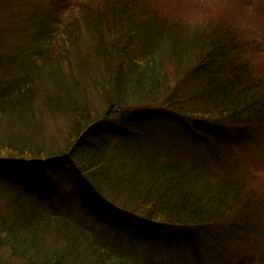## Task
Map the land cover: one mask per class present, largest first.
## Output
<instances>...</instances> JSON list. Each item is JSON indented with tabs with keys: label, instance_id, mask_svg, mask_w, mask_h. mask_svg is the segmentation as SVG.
Wrapping results in <instances>:
<instances>
[{
	"label": "trees",
	"instance_id": "1",
	"mask_svg": "<svg viewBox=\"0 0 264 264\" xmlns=\"http://www.w3.org/2000/svg\"><path fill=\"white\" fill-rule=\"evenodd\" d=\"M145 5L82 0L62 21L59 9L33 7L24 16L0 1L12 18L0 27V264H200L185 253L189 230L214 244L225 233L262 240L264 256V200L247 185L242 158L264 130L258 42H248L233 17L186 23ZM21 36L30 53L38 46L40 69L20 61ZM40 48L52 61L39 60ZM115 110L122 116L112 124L105 118L118 117ZM174 129L219 177L157 160L158 144H180ZM70 165L102 228L64 204L41 203L52 200L42 187ZM10 189L35 201H12ZM102 201L109 217L131 214L142 227H112ZM172 247L181 259H165ZM221 256L213 264H227Z\"/></svg>",
	"mask_w": 264,
	"mask_h": 264
},
{
	"label": "rangeland",
	"instance_id": "2",
	"mask_svg": "<svg viewBox=\"0 0 264 264\" xmlns=\"http://www.w3.org/2000/svg\"><path fill=\"white\" fill-rule=\"evenodd\" d=\"M58 1L60 0H2V2L7 3V5L9 6V8H7V11L11 12L14 10L15 12H18L17 15L29 16V11H31L30 9H32L33 7H37L36 9H38V11H49L50 14L52 13V11H56L57 9H59L62 21L64 20L65 14L67 13V7H71L74 4H76L77 6V3L82 0H63L62 6L64 10L66 9V12H64L60 7L56 8V4L59 3ZM143 2L144 4H146L145 6L152 7L160 13L166 15L167 17L177 18L183 20V22L186 23L195 22L196 20L199 21L205 17L216 20L228 19L226 17H233V19H237V26L244 32V37L246 38V40L248 42L251 41L256 45L258 42L259 53L260 51H263L262 53H264V0H143ZM8 12H0V27L7 26V24L10 23V19L12 20ZM56 14L58 15L59 12H57ZM31 23L34 24L33 21ZM18 42L20 48L22 47L21 51L26 54L20 61L26 60V66L29 65V68L34 71H36V69H40V62L36 59L35 56H33L35 55V49L38 46L34 47L30 53L29 49L26 46L28 44L22 38V36L18 38ZM44 51L45 50L43 48H40V55H38L39 60L41 58H44V54H46L48 56V61H52V57H50L51 51ZM259 53L257 54L260 57ZM258 56H256V60L258 61L257 63L259 64L258 67L260 68V70L264 71V62L260 61L261 59ZM92 95L94 97V101L96 103H99V99L94 95V92L91 93V96ZM117 112L118 111L115 110V114ZM119 114L120 113H117V116ZM121 116L122 115L115 117V115L108 114L105 119L106 121H115L112 124H116L118 123L117 121L119 118H121ZM171 132H173L171 137L177 136V138L179 139L178 143L180 144L176 146L173 143L165 144V146L164 144H158V148L161 150V158L159 156H157L156 158L159 162L166 164L167 167L170 166L172 170L179 169L180 171H185L189 166L197 167L198 165L200 166V168H204L203 170L206 173L212 174L205 175L208 180L219 177L218 174H214L213 171L205 169L202 161L208 167L207 161L204 160L201 153L196 154L200 150L194 148V143L190 140V138H188L187 135H185L183 132L181 133V131L177 129H174ZM257 136L259 137H255V139L253 140L256 144V147L253 148V151L248 150V153H246V155L242 157L245 158V167L243 168V172L251 176L250 180L248 179V176H246L247 185L258 190L259 195L264 200V192H262V190L264 191V130H260ZM166 140H169V137ZM209 168L211 167L209 166ZM167 174H169V172H167ZM79 176L75 166L70 165L64 167L56 178L51 177V179L49 180L48 183H51V187L49 186V184L44 188L42 187V192H50L51 190L50 195L52 200H45L41 203H48L49 207L52 205V203L64 204L70 210L75 211L76 217L78 216L80 218V216H82L83 219H86L88 221L92 220L96 223V227L102 228L103 225L101 223L103 222L101 221V219L93 218L88 212L89 201L85 197V192L83 190L84 184L81 182L82 178ZM10 190L12 191H10V199L12 201H16L21 205H24L25 207H29L31 203L35 201V199H33L32 197L27 198V196H23L21 191L19 190ZM100 205L102 206V212L105 214L108 213V216H106L105 219H109V224L112 227H122V225H124V223H128V221L134 228L140 226L141 222L137 220L133 215L127 214L128 217L126 220L119 217L118 214L113 212L111 213L112 216L109 217L110 207H108L103 201L100 203ZM34 206L35 208H40L43 205H40L39 203V205L35 204ZM35 208L32 207V209L29 210L30 213L37 214L39 211L34 210ZM28 222L30 223V221L26 219L25 223ZM141 227L142 226H140V228ZM188 232L191 235L192 242L188 245V249L185 253L191 252L190 259L192 263L200 262V264H202L207 262L213 264L218 261L217 258L222 255V259L227 264H264V256L261 255V246L263 244L262 240L260 242L257 241V243H261L260 246L253 240L248 242V240L243 239L242 241L244 242L242 243L234 239V237L236 238V234L231 235L225 233L222 242L214 244V242L211 241L209 235H206L203 231H200L201 233H199L198 231L199 234L197 233V231L192 230H189ZM86 237L89 242L92 240L89 233H86ZM104 237L105 239H110L106 235H104ZM104 237L103 235L100 236L103 241ZM177 252L178 249L175 247L168 248L166 250V254L164 255L165 259H181V252ZM194 257H197V260H192ZM204 257L207 259L206 261H204ZM108 259L114 260V258L109 257ZM182 259L184 260L185 258L183 257Z\"/></svg>",
	"mask_w": 264,
	"mask_h": 264
}]
</instances>
